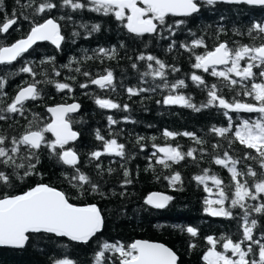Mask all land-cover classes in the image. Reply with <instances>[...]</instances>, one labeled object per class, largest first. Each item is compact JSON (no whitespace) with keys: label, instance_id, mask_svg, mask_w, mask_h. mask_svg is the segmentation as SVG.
Instances as JSON below:
<instances>
[{"label":"trees","instance_id":"trees-1","mask_svg":"<svg viewBox=\"0 0 264 264\" xmlns=\"http://www.w3.org/2000/svg\"><path fill=\"white\" fill-rule=\"evenodd\" d=\"M28 0H3L0 6V24H2L13 11L31 15V9H22L21 5ZM61 3L62 0H52ZM80 2H87L80 0ZM90 3L83 10H72L68 7H58L47 13V16L34 17L35 22H43L44 18H53L61 25L62 34L65 37L60 49H55L48 43L39 44L27 54L21 56L15 63L0 65V79L5 81L3 91L6 96L0 100V109L5 108L11 102L18 90L34 82L40 91L41 98L25 104L23 115L9 114L0 111V115L7 118L0 120V134L9 138L19 137L29 127H43L51 121L47 112L48 107L79 103L80 112L70 116L72 127L80 134V139L74 145L68 147L74 150L80 158L76 168L64 165L47 148H41L36 175L26 177L22 182L14 179V187L6 189L12 194H22L30 187L38 183H46L57 190L64 191L70 202L83 206L89 203L96 204L105 218V226L102 233L98 234L88 244H77L66 238H59L49 234H32L30 240L23 249L0 248V264H54V261L68 259L73 264H96L95 255L103 250L105 242L116 244L117 242L130 245L136 240H148L164 243L173 249L180 257L179 264H205L203 255L210 245L206 238L212 236L216 240L220 237L240 242L243 239V210L232 209L233 217H213L205 212V199H216L217 190L211 180L207 181L212 192H205L204 185L198 184L193 177L204 175H216L222 180V187L228 194L234 192V183L231 181L227 168L215 164L214 160L224 158L227 152L233 159L239 160L236 165L238 171H246V166H251L260 171L255 161L244 160L245 153L252 150L245 149L238 141L229 146L225 138L212 131L213 127H227L228 118L223 115L218 107H204L199 112L178 105L169 106L162 103L168 94H183L190 97L198 107L206 103L207 89L197 87L191 80V75L202 76L207 85L218 86L219 94L227 100H232L235 91L225 86L222 78L210 76L201 69L193 67L195 55L203 54L205 48L186 50L181 45L191 46L193 40L203 38L208 50L214 49L219 42H228L234 47L236 38L239 43H247L245 34L236 35L234 21L239 19L246 22L250 14L247 11H264V8L243 6H203L201 11L180 28H174L175 35H170L167 30H161L160 34L137 37L128 33L123 23L116 20L113 15L105 16L102 13L90 11ZM24 15H18L17 24L13 25L7 34H0V46H10L18 39L26 38L30 31V21L24 19ZM256 15V14H254ZM63 17V19H60ZM177 18H170L169 23L174 24ZM242 23V25H244ZM98 24L99 31L93 32L92 25ZM86 26V27H85ZM223 29V31H221ZM244 33V30H240ZM73 32L79 33L73 36ZM193 33L195 35H193ZM99 49H115L116 57L108 59L98 56ZM140 54L153 55L165 63L166 79L154 78L151 74L144 76V72H150L148 61L138 60ZM93 57L86 59L85 57ZM55 58V62L47 63L49 58ZM136 63L137 67L132 68ZM153 63V68L158 65ZM32 67L35 76L24 73L20 69ZM79 68L77 72L75 69ZM179 71H173V69ZM113 72L115 90H101L97 85L91 84V79L106 75L107 71ZM59 71L60 75H55ZM88 72L89 76L83 75ZM74 77L75 79H72ZM179 80H184L186 87L172 92L171 85ZM46 81H52L48 83ZM55 82L68 83L72 91H58ZM87 83V88L79 87ZM167 83L168 88L163 84ZM161 85V87H156ZM131 87L155 88V91L141 92L138 96H129L127 89ZM96 98L109 99L123 105H128L129 110L101 109L95 103ZM246 102L241 96L236 97ZM157 101H161L157 103ZM232 116V114L230 113ZM112 116L117 123L109 125L107 117ZM175 133L191 132L205 143L196 144L194 140L183 135H177L175 139L163 137V131ZM105 139H117L118 143L125 145V157L114 155H102L98 160L91 158L93 151L103 152V142L96 139V132ZM234 139V132L229 134ZM50 139L53 137L46 134ZM155 136L156 140L151 138ZM144 137L138 144L137 138ZM54 140V139H53ZM158 147H178L182 152L195 149V160L185 157L179 163H172L170 168H164L156 163V157L152 153ZM141 145L144 150L141 151ZM218 145V147H214ZM11 147V144L8 145ZM254 155V153H252ZM162 157V153L157 154ZM97 165L100 167L97 168ZM87 176L90 181L98 184L103 196L86 192L80 195L77 188L72 185L78 183L72 177L77 175L76 169ZM112 169L111 172L108 170ZM5 172L10 169H3ZM128 170L127 179L131 183L125 184L123 172ZM181 175L182 184L171 185L169 179L175 173ZM22 173V170H21ZM67 177V179H66ZM242 180H251L250 177H242ZM231 185V187H229ZM89 188L90 185H84ZM154 192H162L173 197L165 209H156L145 204L146 198ZM261 200L247 203L259 205ZM219 207V205H213ZM225 207H231L230 200ZM256 219L257 228L253 230L254 239L264 243V215L251 212L248 220ZM197 229L198 235L192 237L186 232L187 227ZM250 242L242 244L247 248ZM195 244L196 247L190 245ZM255 250L249 254L248 259L258 261L259 246L251 245ZM217 250L223 252L222 242L217 244ZM229 256L232 254L229 252ZM237 259L238 257H232ZM120 257L113 251L105 252L104 264H119Z\"/></svg>","mask_w":264,"mask_h":264},{"label":"snow or ice","instance_id":"snow-or-ice-1","mask_svg":"<svg viewBox=\"0 0 264 264\" xmlns=\"http://www.w3.org/2000/svg\"><path fill=\"white\" fill-rule=\"evenodd\" d=\"M20 3V0H16ZM92 5L90 11L102 13L105 16L113 15L116 20L123 23L128 33L134 34L137 37H144L146 34H160L161 30H167L170 35H175L174 28H180L186 23L187 18H191L194 14L201 11L205 5L215 6L218 3L229 5H247L259 6L264 8V0H62L61 3L52 2V0H28L26 4L21 5L22 9H31V15H24L23 12L17 13L13 11L10 16L6 15L5 21L0 24V34L9 33V29L17 24L18 15H24L25 20L30 21V31L26 38L18 39L10 46H0V65L11 64L28 52L38 42H50L60 49L62 41L65 37L61 34V25L57 20L52 18H44L43 22H35L36 16H47V13L58 7H68L72 10H83ZM3 5V0H0V6ZM2 10V9H0ZM170 18H177L174 24H170ZM63 19V17H60ZM86 27V26H85ZM93 32L99 31L98 24L92 25ZM223 31V29H221ZM236 35H244L245 33L236 30ZM247 36L252 43L234 42L235 46H230L228 42H219L214 49L208 50L203 38L193 40L191 46L181 45L188 51L196 48H205L203 54L195 55L196 69H201L210 76L222 78L225 86L230 90L235 91V96L232 100L225 99L219 94V89L216 84L210 87L205 79L193 74L191 80L197 87L203 86L207 89V101L199 107L194 104L190 97L183 94H168L162 101L164 105H178L199 112L204 107H218L224 110L223 115L228 118L227 127H213L212 131L228 141L229 146L234 141H238L245 149L252 150L245 153L244 160L255 161L260 171H257L251 166H246V171H238L236 165L239 160L233 159L224 153V158L217 157L214 162L217 165L227 168L230 173L231 181L234 183V192L231 196L226 188L222 187V180L216 175L209 176L207 171L204 175H196L193 179L201 185H204L205 192H212L208 187L207 181L211 180L217 190L216 199H205V212L213 217L232 218V209L243 210V239L240 242H234L230 238L220 237V240L214 239L212 236L206 238L207 244L210 245L206 253L203 255L205 264H264V243L254 239L253 230L257 228V220L252 219L249 223L248 217L251 212L264 215V202L259 205H250L249 200L264 201V20L252 22L247 29ZM73 36L79 35L73 32ZM193 35H195L193 33ZM259 39V43L256 41ZM98 56L114 59L116 57L115 49H99ZM92 59L93 57H85ZM140 61H148L147 67L150 72H144V76L151 74L154 78L166 79V65L160 59L153 55L140 54ZM53 63L55 58H49L42 63ZM158 65V68H153V63ZM243 62V63H242ZM218 66H223V70H218ZM137 64L133 63L132 68H136ZM254 69L256 71H254ZM24 73H29L35 76L32 67H23L20 69ZM75 71L79 72L77 68ZM179 71V69H173ZM55 75L59 76L60 72L56 71ZM83 75L89 76L88 72ZM236 77V78H233ZM72 79H75L72 77ZM53 83L52 81H46ZM91 84L97 85L101 90H115L114 77L112 71H107L106 75H101L99 78L91 79ZM36 83L26 84L21 87L17 94L11 98V102L5 108L0 109L2 112L9 114L23 115L25 104L27 101H36L41 98L40 91ZM5 81L0 79V100L7 95L3 91ZM81 88H87V83L79 85ZM161 87V85H156ZM164 88H168L167 83L163 84ZM186 87L184 80H179L171 85L172 92L179 88ZM55 88L58 91H72V87L68 83L55 82ZM155 91V88H138L129 87L127 92L129 96H138L141 92ZM250 98L243 102L236 97ZM161 101H157L160 103ZM95 103L101 109H123L129 110L128 105L121 106L109 99L96 98ZM80 109L78 103L70 105H58L47 108V112L51 114V121L43 127L35 126L26 129L19 137L12 136L9 138L6 135L0 134V247L23 249L30 240V234H54L57 237H67L71 241L87 244L93 237L100 233L105 226V218L102 215L101 209L96 204H86L77 206L70 202V197L61 190L46 184L38 183L34 187H30L22 194H12L6 189L14 187V179L23 181L26 177L33 176L37 173V164L39 163V152L41 148H47L55 155L64 165L76 168L80 163L77 153L65 146L71 141L78 139V133L72 129V121L68 117L69 113L77 112ZM230 113H256L258 118L254 120L243 119L238 125H234L233 118ZM7 117L0 115V120ZM239 119V117H237ZM109 125H114L117 121L112 117H107ZM234 132V139L230 133ZM50 133L53 139L46 136ZM163 137L173 138L177 135H183L191 138L196 144H203L205 141L198 138L194 133L182 132L175 133L164 130ZM96 139L103 142V152L93 151L91 158L99 159L102 155H114L116 157H125V145L118 143L117 139H105L99 131L96 132ZM144 137H138L139 144ZM153 141L156 137L151 138ZM9 143L11 147H9ZM156 147V151L152 153L156 157V163L164 168H170L172 163H179L185 157L194 156L195 149L182 152L178 147ZM218 147V145L214 146ZM144 150L141 145V151ZM162 153V157L157 154ZM254 153V155L252 154ZM100 166L97 165V168ZM3 169H10L5 172ZM22 170V173H21ZM109 172L112 169L108 170ZM77 175L72 179L78 181L73 184L77 188L80 195L86 192L97 193L101 196L104 193L100 190L98 184L90 181L89 176L81 173L76 169ZM130 173L128 170L123 172L125 184L131 183L127 179ZM242 177H250L251 180ZM169 183L173 186L182 184L181 175L177 172L170 177ZM67 179V177H66ZM84 185H90L85 188ZM231 187V185L229 186ZM173 197L159 193L149 195L144 201L156 209H164L172 201ZM230 200L231 207L226 208V201ZM219 205V207H213ZM186 232L192 237L198 235L197 229L187 227ZM264 238V237H262ZM222 242L223 252L217 250V244ZM250 242L247 248H242V244ZM256 244L259 246L258 261L256 259H248L249 254L254 253L251 246ZM196 247L195 244L190 245ZM103 250L95 255L96 264H104L105 252L113 251L119 254V264H177V255L168 247L160 243H150L144 240H137L130 245H124L119 242L110 244L105 242ZM232 256H229L228 253ZM238 257L233 259L232 257ZM54 264H73V261L61 259L54 261Z\"/></svg>","mask_w":264,"mask_h":264},{"label":"flooded vegetation","instance_id":"flooded-vegetation-1","mask_svg":"<svg viewBox=\"0 0 264 264\" xmlns=\"http://www.w3.org/2000/svg\"><path fill=\"white\" fill-rule=\"evenodd\" d=\"M222 5H225V4H222ZM226 6H238V5H226ZM239 6H243V5H239ZM247 6V5H246ZM256 8V7H255ZM249 15V17L247 18V21L244 23L242 21H240L239 19H237V17H235V21L233 23L234 25V28L235 30H244V33H245V39L246 41H248L247 43H252L251 39L247 36V29L248 27L251 25L252 22H259V21H262L264 20V11H261V12H256L254 10L252 11H247ZM256 14V15H254ZM244 23V25H242L240 27V25ZM239 38H236V41L239 42ZM259 39L256 41V43H259ZM247 43H244V44H247ZM235 46V45H234ZM243 63V62H242ZM220 70V69H218ZM254 71H256L254 69ZM233 78H236V77H233ZM238 79V78H236ZM235 91H239V88L237 87ZM245 101H248L250 98H247V97H243L241 96ZM232 114V118H233V122H234V125H238L240 120H243V119H248V120H254L256 118H258V114L256 113H231ZM237 117H239V119H237Z\"/></svg>","mask_w":264,"mask_h":264},{"label":"water","instance_id":"water-1","mask_svg":"<svg viewBox=\"0 0 264 264\" xmlns=\"http://www.w3.org/2000/svg\"><path fill=\"white\" fill-rule=\"evenodd\" d=\"M85 1H87V0H85ZM218 4H224V3H218ZM225 5H229V4H225ZM249 7H256V8H260L259 6H249ZM195 15V14H194ZM53 19V18H52ZM13 27V26H12ZM11 29V28H10ZM10 29H9V31H10ZM61 34H62V29H61ZM63 35V34H62ZM134 35V34H133ZM146 35H148V34H146ZM152 35H154V34H152ZM44 43H48V44H50V45H52L55 49H57L56 48V46L55 45H53V44H51L50 42H47V41H44V42H38L36 45H34L31 49H29V51L30 50H32L35 46H37V45H39V44H44ZM63 43H64V41H62V43H61V47H62V45H63ZM60 47V48H61ZM28 51V52H29ZM28 52H26V53H24L23 55H25V54H27ZM22 55V56H23ZM20 58V57H19ZM18 58V59H19ZM17 59V60H18ZM16 60V61H17ZM16 61H14V62H12L11 64H13V63H15ZM5 65H7V64H5ZM223 68V66H218V69H222ZM205 73V72H204ZM27 102H30V101H27ZM26 102V103H27ZM75 103H77V102H75ZM72 104V103H71ZM79 104V103H78ZM61 105H66V104H61ZM67 105H70V104H67ZM80 105V104H79ZM56 106H58V105H56ZM172 106H174V105H172ZM80 109H81V106H80ZM80 109L77 111V112H74V113H69L68 114V117H70V116H73V115H77L79 112H80ZM49 115H50V117H51V114L50 113H48ZM72 129H73V127H72ZM73 131H76V130H74L73 129ZM77 132V131H76ZM78 133V132H77ZM48 134H50V133H48ZM51 135V134H50ZM53 139H54V137H53ZM80 139V134L78 133V139H76L75 141H71L68 145H66L65 147L66 148H68V147H70V146H72V145H74L75 143H77V141ZM78 155V154H77ZM78 158H79V155H78ZM79 160H80V158H79ZM68 166V165H67ZM69 167H71V166H69ZM154 193H159V194H163V195H167V194H165V193H162V192H154ZM153 194V193H152ZM165 209V208H164ZM102 231H103V229H102ZM102 231L100 232V233H102ZM100 233H97V235L98 234H100ZM39 234H41V233H39ZM45 234V233H44ZM30 235H32V234H30ZM49 235H54V234H49ZM96 235V236H97ZM55 236V235H54ZM95 236V237H96ZM95 237H93L89 242H91ZM59 238H66V239H68L67 237H59ZM69 240V239H68ZM71 241V240H70ZM137 241V240H136ZM144 241H148V240H144ZM72 242H74V243H77V244H84V243H79V242H75V241H72ZM88 242V243H89ZM148 242H150V243H160V242H154V241H148ZM87 243V244H88ZM160 244H163L164 246H166V247H168L169 249H171L169 246H167L166 244H164V243H160ZM0 248H5V247H0ZM5 249H12V248H5ZM176 255H177V257H178V260H177V264H179V262H180V257H179V255L173 250V249H171Z\"/></svg>","mask_w":264,"mask_h":264},{"label":"rangeland","instance_id":"rangeland-1","mask_svg":"<svg viewBox=\"0 0 264 264\" xmlns=\"http://www.w3.org/2000/svg\"><path fill=\"white\" fill-rule=\"evenodd\" d=\"M220 70H223V68H222V69H220Z\"/></svg>","mask_w":264,"mask_h":264}]
</instances>
